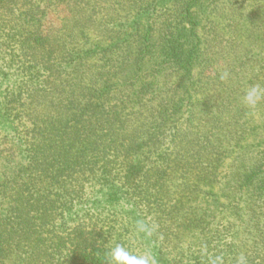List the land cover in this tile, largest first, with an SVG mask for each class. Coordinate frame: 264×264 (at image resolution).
Instances as JSON below:
<instances>
[{
    "label": "trees",
    "instance_id": "1",
    "mask_svg": "<svg viewBox=\"0 0 264 264\" xmlns=\"http://www.w3.org/2000/svg\"><path fill=\"white\" fill-rule=\"evenodd\" d=\"M255 86L264 0H0V264H264Z\"/></svg>",
    "mask_w": 264,
    "mask_h": 264
},
{
    "label": "clouds",
    "instance_id": "2",
    "mask_svg": "<svg viewBox=\"0 0 264 264\" xmlns=\"http://www.w3.org/2000/svg\"><path fill=\"white\" fill-rule=\"evenodd\" d=\"M222 79L227 78V73L221 77ZM264 101V87L255 86L252 87L244 96V103L250 108H255L258 103ZM155 225L150 226L143 220L136 221V232L137 234L143 233L146 237L152 236ZM111 264H156L153 255L150 252H144L142 254H137L130 251L123 244H117L110 251ZM217 261H221V258H217ZM215 264V262H214ZM238 264H246L245 258L240 257Z\"/></svg>",
    "mask_w": 264,
    "mask_h": 264
}]
</instances>
